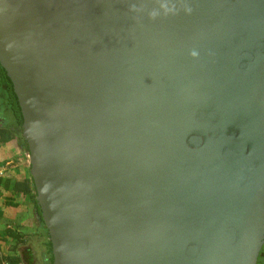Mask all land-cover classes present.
I'll return each instance as SVG.
<instances>
[{"label": "water", "instance_id": "obj_1", "mask_svg": "<svg viewBox=\"0 0 264 264\" xmlns=\"http://www.w3.org/2000/svg\"><path fill=\"white\" fill-rule=\"evenodd\" d=\"M52 264H257L264 0H0Z\"/></svg>", "mask_w": 264, "mask_h": 264}, {"label": "trees", "instance_id": "obj_2", "mask_svg": "<svg viewBox=\"0 0 264 264\" xmlns=\"http://www.w3.org/2000/svg\"><path fill=\"white\" fill-rule=\"evenodd\" d=\"M0 87V94L3 93L6 99V112L10 111L9 118L4 116L1 123L0 146L12 145L18 138L17 133L22 140L18 146L26 150V143L21 136L22 117L17 99L9 78L1 68ZM11 123L13 126H10ZM0 186V264H24L25 256L29 260L36 258L33 247L35 240H39L43 248V264H52L51 245L41 221L30 175L21 174L14 178L0 176ZM263 258L264 246L257 264H264Z\"/></svg>", "mask_w": 264, "mask_h": 264}, {"label": "crops", "instance_id": "obj_3", "mask_svg": "<svg viewBox=\"0 0 264 264\" xmlns=\"http://www.w3.org/2000/svg\"><path fill=\"white\" fill-rule=\"evenodd\" d=\"M3 97L5 99L4 94ZM16 135L18 136L17 133ZM18 138L16 141H13L12 145L9 144L3 146L4 159H3V164L0 165V167H2L1 172L4 171V175L2 176L3 178H7V177L14 178L17 175L29 174L27 153L26 151H24L23 147L18 146V142H20V139ZM43 238H44V234H43Z\"/></svg>", "mask_w": 264, "mask_h": 264}, {"label": "rangeland", "instance_id": "obj_4", "mask_svg": "<svg viewBox=\"0 0 264 264\" xmlns=\"http://www.w3.org/2000/svg\"><path fill=\"white\" fill-rule=\"evenodd\" d=\"M4 107H6L5 101L3 102V104L0 102V116L1 117L8 116V118H9V114H10L9 112L10 111L8 110V112H6V109H4ZM10 126H13L12 123L10 124ZM15 130H17V129H15ZM3 159H4L3 146H0V165L3 164ZM1 168L2 167H0V176L2 177L4 175V171L1 172ZM0 189H1V186H0ZM33 247H34V254H35L36 258H30V260H29V258L27 256H25L24 257V264H43L44 263V261H42L43 248L40 246L39 240L38 241L35 240Z\"/></svg>", "mask_w": 264, "mask_h": 264}, {"label": "flooded vegetation", "instance_id": "obj_5", "mask_svg": "<svg viewBox=\"0 0 264 264\" xmlns=\"http://www.w3.org/2000/svg\"><path fill=\"white\" fill-rule=\"evenodd\" d=\"M2 88H3V86H1ZM1 87H0V89H1ZM1 93V92H0ZM6 99H4V97H3V93L2 94H0V102L3 104V102L5 101ZM7 108V105H6V107H4V109H6ZM2 121H3V117H1L0 116V127H1V123H2ZM19 131V130H18ZM18 136H19V138L18 139H20V142L22 141L21 140V138H20V135L18 134ZM24 148V147H23ZM25 150V149H24ZM263 261H264V258H263Z\"/></svg>", "mask_w": 264, "mask_h": 264}, {"label": "clouds", "instance_id": "obj_6", "mask_svg": "<svg viewBox=\"0 0 264 264\" xmlns=\"http://www.w3.org/2000/svg\"><path fill=\"white\" fill-rule=\"evenodd\" d=\"M26 151V150H25Z\"/></svg>", "mask_w": 264, "mask_h": 264}]
</instances>
